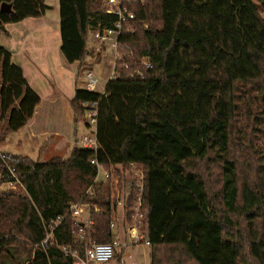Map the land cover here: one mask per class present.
Wrapping results in <instances>:
<instances>
[{"label":"trees","instance_id":"1","mask_svg":"<svg viewBox=\"0 0 264 264\" xmlns=\"http://www.w3.org/2000/svg\"><path fill=\"white\" fill-rule=\"evenodd\" d=\"M130 1L135 32L124 31L119 45L135 60L126 58L128 70L118 65L104 94L77 88L71 101L88 128L83 104H98L97 151L76 145L67 159L46 162L0 151V185L14 169L23 186L0 195V255L18 248L33 253L30 264H74L58 247L84 249L70 206L93 184L97 158L121 177V189L132 164L143 171L151 264H264V0ZM2 4L13 13L0 11V33L49 10L46 0ZM58 4L60 53L84 68L94 55L91 34L117 18L101 0ZM138 69L143 77L129 76ZM40 103L0 46V144L28 124ZM213 170L216 191L208 178ZM113 190L109 181L84 199L99 206L90 232L99 243L113 240ZM139 193L128 199L123 231ZM58 217L64 219L54 245L45 249L47 227Z\"/></svg>","mask_w":264,"mask_h":264},{"label":"built area","instance_id":"2","mask_svg":"<svg viewBox=\"0 0 264 264\" xmlns=\"http://www.w3.org/2000/svg\"><path fill=\"white\" fill-rule=\"evenodd\" d=\"M103 11L107 14L114 15L117 20L111 28H98L91 34V45L94 50V54H100L108 47L114 55V73L111 80L115 79L118 75V65L125 70H128L130 65L126 62V58L129 57L134 59L133 52L120 50L119 39L121 34L126 31L134 33L135 28L131 22L134 20V14L130 12L129 6L131 5L130 0H101ZM141 64L146 69H152L153 65L149 59L143 58ZM130 77H143L142 70L138 69L134 72L129 73ZM89 83L87 88L89 91H95L98 85V81L92 77V74L88 75ZM85 109L84 118L89 123L91 133L84 135L80 139L81 147L84 149H92L97 151L98 142L96 136L97 117H98V104H83ZM91 165L97 169L95 180L91 187L85 193L82 201L79 203L71 204L70 214L72 218L77 222L78 235L81 242L84 245L83 251L78 248H71L68 246L58 247L61 253L74 259V264H103L109 262L114 258L115 251L125 246H131L144 241L146 238L143 229L146 228V215L143 213L142 207V192L144 188V173L135 164H132L130 168L124 173V188H120L121 177L115 176L114 173L106 170L104 166L94 158L91 160ZM11 181L2 184L5 190H17L23 189L21 181L17 177L15 170H10ZM109 181H113V194L112 202L114 204V220L110 224V230L113 237L111 243H99L92 239L90 232L94 226V220L92 216L99 212V206L84 199H93L96 197V190L101 185L107 184ZM133 190H138L140 193L137 197V201L134 207V214L132 215V224L127 225L123 231L125 225L124 215L126 213L128 199L132 194ZM63 217H58L55 221H52L48 225V235L46 240L42 243L46 249L49 246H53L54 243V231L63 221ZM123 231V232H121ZM124 241V242H123Z\"/></svg>","mask_w":264,"mask_h":264},{"label":"rangeland","instance_id":"3","mask_svg":"<svg viewBox=\"0 0 264 264\" xmlns=\"http://www.w3.org/2000/svg\"><path fill=\"white\" fill-rule=\"evenodd\" d=\"M54 0H47L48 4H53ZM50 10V9H49ZM65 71L59 72L56 70L53 74L55 76L56 86L64 88V96L68 98H74L77 88L85 90L89 83L88 75L92 74V77L98 81L96 92L104 94L108 82L111 80L114 73V55L110 47L102 52L100 57L96 59V54L89 57L86 61L85 67L81 68L80 63L69 64L65 61ZM49 78L52 75H44ZM72 98V99H73ZM58 103L51 104L46 99L44 106L43 117L44 121L39 123L36 129L42 128L47 131L46 137L38 139H32L29 135V130L24 129L20 132H11L7 135L4 142L0 144L1 152H10L15 156H27L38 162H46L53 157H62L67 159L71 151H59L54 147L60 138L55 137L56 130H64L62 133L65 136L66 132H75L76 128L79 127L78 131L79 138L82 139L83 135H89L91 129H89L84 120L72 123V118L65 117L69 115V111H72L71 101L65 97L58 99ZM57 101V100H56ZM67 118V119H66ZM67 124L70 125L67 127ZM81 146V144L77 145ZM75 144L72 145V149ZM42 150V151H41ZM214 171V170H213ZM208 173V172H207ZM204 172V175H208ZM208 176L210 179V188L216 191L217 185H212L216 178V171ZM21 189L17 190H5L0 185V195L10 192H20ZM124 242V241H123ZM150 245L147 240V236L143 242L134 244L131 246H125L118 248L115 251L114 258L109 262L103 264H151L150 260ZM33 253L24 254L18 248L7 249V252L0 255V264H30Z\"/></svg>","mask_w":264,"mask_h":264},{"label":"crops","instance_id":"4","mask_svg":"<svg viewBox=\"0 0 264 264\" xmlns=\"http://www.w3.org/2000/svg\"><path fill=\"white\" fill-rule=\"evenodd\" d=\"M46 4L50 10H47L42 17L28 18L16 24H8L5 26V31L0 33V46L11 54L13 62L23 70L28 83L41 97V103L33 118L18 131L29 130L32 139L48 135V132L42 128H35L46 120L42 118L44 106L47 103L46 99L51 104H56L58 99L65 97L71 101L73 98L64 96V88H59L55 83L54 72L57 70L60 74L61 71H65V60L60 53V11L58 0H54L52 5L48 4L46 0ZM48 73L52 76L47 79L44 75H48ZM86 89L88 90L87 87ZM71 110L65 117H71L72 123L78 122L80 119L78 120L76 117L73 107ZM68 126L70 125L67 124ZM79 130L80 128L77 127L73 133L67 131L65 136L61 130H56L54 136L60 138V141L54 147L58 152L71 151L74 149H72L73 144L75 146L80 144Z\"/></svg>","mask_w":264,"mask_h":264},{"label":"water","instance_id":"5","mask_svg":"<svg viewBox=\"0 0 264 264\" xmlns=\"http://www.w3.org/2000/svg\"><path fill=\"white\" fill-rule=\"evenodd\" d=\"M0 11L6 14H12L13 13V7L10 4H2Z\"/></svg>","mask_w":264,"mask_h":264}]
</instances>
